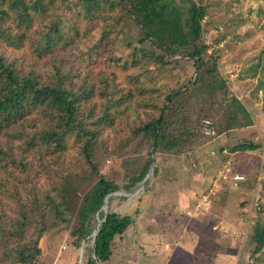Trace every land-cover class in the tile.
Segmentation results:
<instances>
[{"label": "trees", "instance_id": "16d2710c", "mask_svg": "<svg viewBox=\"0 0 264 264\" xmlns=\"http://www.w3.org/2000/svg\"><path fill=\"white\" fill-rule=\"evenodd\" d=\"M206 16V7L191 0H0V264H41L39 241L68 219L64 200L74 180L94 174L98 180L73 232V247L87 244L82 264H119V258L128 262L136 257L129 251L134 250L128 242L131 221L115 212L104 217L101 209L106 196L137 188L150 159L124 184L105 178L96 158L105 132L120 141L148 134L149 156L183 155L197 165L205 157L206 141L253 124L219 74V50L208 53L203 43ZM95 19L103 25L93 44L75 41L81 39L78 21L86 22L89 32ZM123 30H131L128 39ZM25 47L26 59L24 54L11 59L2 51ZM124 54V65L117 63L116 55ZM256 59L247 70L251 78L259 73L256 87L264 117V48ZM105 62L107 67H136L127 76L134 88L119 91L114 72L105 73ZM188 62L192 74L182 85L143 87L163 72L183 70ZM153 90L155 96H143ZM205 127L214 135L204 136ZM263 147L264 141L244 140L229 152ZM152 163L156 177L158 167ZM98 220L103 222L92 256L86 240ZM244 249L246 264H264V205L257 209ZM115 250H120L118 257Z\"/></svg>", "mask_w": 264, "mask_h": 264}, {"label": "rangeland", "instance_id": "374dc122", "mask_svg": "<svg viewBox=\"0 0 264 264\" xmlns=\"http://www.w3.org/2000/svg\"><path fill=\"white\" fill-rule=\"evenodd\" d=\"M176 1L180 3V0ZM191 1L206 7L203 43H208V53L213 49L219 50V74L230 92L246 108L253 124L206 141L202 146L205 157L197 165L191 157L183 155L149 156L152 149L148 134L140 133L120 141L105 132L97 143V171L121 185L132 175L139 174L150 158L158 167V174L154 177L152 163L151 174L143 183L137 184L141 194L130 199H120L122 194H115L109 197L107 204V212H115L131 221L128 242L131 241V247H134V250H129L133 256L154 253V259L148 264H246L248 255L244 242L255 222L257 209L264 205V147L238 153H230L229 149L244 140L259 144L264 141L262 94L256 87L259 73L251 78L247 70L256 63L258 54L264 48V0ZM107 21L105 17V28ZM37 25L35 17L33 29ZM102 25L100 20L95 19L93 27L87 32V23L78 21L81 39L75 37V41L91 46ZM130 33L131 30H123L122 37L128 39ZM216 40L219 42L216 43ZM110 49L109 46L105 48L106 61ZM2 51L11 59L22 54L25 59L29 56L26 47L20 51ZM116 56L119 57L117 63L124 65L126 54ZM190 64H184L183 70L176 68L163 72L149 84L144 83L143 87L157 90L162 85H182L191 77ZM122 65L107 67L105 62V73L114 72L119 91L122 88L125 91L133 89L134 86L127 84V76L136 67L122 69ZM97 66H91L93 77L96 76ZM155 90L143 96H155ZM70 146L71 140L67 144L68 149ZM73 152L72 146L69 153ZM226 169L228 180L234 178L232 183L235 186L220 180ZM97 180L95 174L74 180L64 200L68 219L61 222L58 228L45 233L39 241L41 264H82L86 261L84 248L87 244H83L81 253L74 248L73 232L85 216ZM41 183L39 186L42 187ZM173 192L182 194V198L173 200ZM118 253L120 250L114 251L116 257ZM137 260L131 256L128 262L119 258L117 263H145Z\"/></svg>", "mask_w": 264, "mask_h": 264}, {"label": "water", "instance_id": "95a60500", "mask_svg": "<svg viewBox=\"0 0 264 264\" xmlns=\"http://www.w3.org/2000/svg\"><path fill=\"white\" fill-rule=\"evenodd\" d=\"M151 172H152V158H150V166H149V170L147 172V175L145 176L144 180L141 183H143L147 179V177L151 174ZM115 194H122V197H120V199H130L132 197H135V196L141 194V190H140V188L138 186L133 192H130V193L115 192V193H112V194L106 196L104 198V200L106 198L112 196V195H115ZM103 213H104V217H105L108 212H107V210H103ZM102 222H103V220H100V222L95 226L94 231H93V233H92V235L90 237L91 238L90 239V244H91L90 249H91L92 256L94 255L95 239H96V236H97V234L99 232V227H100ZM83 244H84V242H82L80 244V247L78 248L80 253H81V249H82ZM80 257H81V254H80Z\"/></svg>", "mask_w": 264, "mask_h": 264}, {"label": "built area", "instance_id": "2783aa9c", "mask_svg": "<svg viewBox=\"0 0 264 264\" xmlns=\"http://www.w3.org/2000/svg\"><path fill=\"white\" fill-rule=\"evenodd\" d=\"M208 44V43H207ZM203 135L204 136H207V137H210V136H213L214 135V132L211 130V129H209V128H207V127H205V128H203ZM227 173H228V170L226 169L225 170V173L223 174V175H220V180L221 181H229V182H231V184H233V186H235V183H232V180L234 179V178H232V179H230V180H228V175H227ZM230 184V183H229ZM232 186V185H231Z\"/></svg>", "mask_w": 264, "mask_h": 264}, {"label": "crops", "instance_id": "0c3cea01", "mask_svg": "<svg viewBox=\"0 0 264 264\" xmlns=\"http://www.w3.org/2000/svg\"><path fill=\"white\" fill-rule=\"evenodd\" d=\"M182 198V194H179V193H175V192H173V200H175L176 198H177V200L179 199V198ZM144 252V251H143ZM142 252V253H143ZM138 256V255H137ZM146 256V258H144ZM154 253H152L151 255L150 254H147V255H145L144 254V256H138V257H135V258H138V260L137 261H141L142 260V262H145L144 264H148L149 263V261H151L152 260V258L154 259ZM137 261H135V263L137 262ZM137 264V263H136Z\"/></svg>", "mask_w": 264, "mask_h": 264}, {"label": "bare ground", "instance_id": "6f19581e", "mask_svg": "<svg viewBox=\"0 0 264 264\" xmlns=\"http://www.w3.org/2000/svg\"><path fill=\"white\" fill-rule=\"evenodd\" d=\"M108 202H110V201H109V199L107 198V200H106V202H105V205H104V206L102 207V209H101L102 211L107 209V204H108ZM99 222H100V221H99ZM99 222H98V223H99ZM98 223H97V224H98ZM97 224H96V225H97ZM83 247H84V246H82L81 251L83 250Z\"/></svg>", "mask_w": 264, "mask_h": 264}]
</instances>
